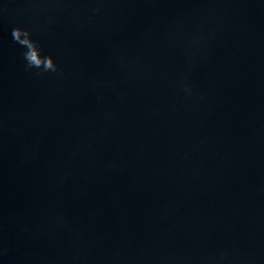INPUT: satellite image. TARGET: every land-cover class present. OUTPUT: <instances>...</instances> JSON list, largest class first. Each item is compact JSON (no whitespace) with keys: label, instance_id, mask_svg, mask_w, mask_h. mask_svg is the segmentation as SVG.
I'll list each match as a JSON object with an SVG mask.
<instances>
[{"label":"water","instance_id":"95a60500","mask_svg":"<svg viewBox=\"0 0 264 264\" xmlns=\"http://www.w3.org/2000/svg\"><path fill=\"white\" fill-rule=\"evenodd\" d=\"M0 264H264V0H0Z\"/></svg>","mask_w":264,"mask_h":264},{"label":"clouds","instance_id":"9594fccd","mask_svg":"<svg viewBox=\"0 0 264 264\" xmlns=\"http://www.w3.org/2000/svg\"><path fill=\"white\" fill-rule=\"evenodd\" d=\"M93 11L98 12L99 9H93ZM11 37L15 43L24 49L22 57L25 61L26 70L35 69L33 74L36 76L46 72L56 73L58 71V66L51 55H41V48L38 42L31 38L30 29L13 27Z\"/></svg>","mask_w":264,"mask_h":264}]
</instances>
